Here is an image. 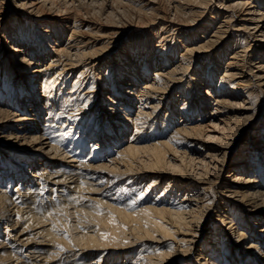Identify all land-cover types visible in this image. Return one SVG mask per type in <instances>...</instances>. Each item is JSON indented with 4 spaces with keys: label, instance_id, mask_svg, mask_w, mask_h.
Segmentation results:
<instances>
[{
    "label": "bare ground",
    "instance_id": "1",
    "mask_svg": "<svg viewBox=\"0 0 264 264\" xmlns=\"http://www.w3.org/2000/svg\"><path fill=\"white\" fill-rule=\"evenodd\" d=\"M0 264H264V0H0Z\"/></svg>",
    "mask_w": 264,
    "mask_h": 264
},
{
    "label": "rangeland",
    "instance_id": "2",
    "mask_svg": "<svg viewBox=\"0 0 264 264\" xmlns=\"http://www.w3.org/2000/svg\"><path fill=\"white\" fill-rule=\"evenodd\" d=\"M95 10H97V9H99V6L97 5V6H95ZM70 216V217H69ZM75 216V215H74ZM73 215H65V216H63V218H64V221H63V218L60 220L61 221V223L59 224V226H58V229L55 231L56 232V234H58V235H60L61 236V234L60 233H64L66 236H65V238H64V234L61 236V237H63V239L65 240V239H67L68 238V236H69V239H67V240H65V241H69L68 242V244L69 243H71V241H72V245L73 246H71L70 244V246L72 247H70L69 246V248H67V249H65L67 252L69 251V250H72V249H74V250H76V252H77V250H78V248H81L82 246H84L85 247V244H84V242L83 241H85V240H87V236L86 235H88V234H86L85 232H87V231H91L92 229H95V231H96V233L99 235V237H103L104 239H106V237L107 238H109L111 235L113 236L112 238H115L116 236L114 235V234H112V232L110 231V225H114V227L116 226V225H119L121 228V230H122V235L125 237H122L124 240H126V239H128V238H130V236H136V235H132V234H129V233H127L125 230H127V226L124 224V221H123V219H121V218H116L115 216H113V215H111L110 214V216H108L109 217V219H110V223H108V225H106V224H102V226H100V222L99 223H97V222H95V221H92V220H90V219H88V218H85L86 216H82L83 218H84V220H85V223L87 224V223H89V222H87V221H92V223H93V225H92V223L90 224V225H86V224H84L83 226H80V225H78L79 223H78V219L81 217V216H79V215H76L77 217L75 218ZM70 220H69V219ZM75 218V219H74ZM78 218V219H77ZM111 218H113L114 220H115V223H114V221L111 219ZM65 219H67V221H65ZM72 219V220H71ZM109 219H107V220H109ZM73 221V222H72ZM66 222V223H65ZM72 222V223H71ZM109 222V221H108ZM76 223V224H75ZM68 224H69V226H68ZM77 225L78 226V229L77 230H75V227L77 228V226H75V227H73V225ZM61 225V226H60ZM70 225H72V227L70 226ZM64 226V227H63ZM65 226H66V228H65ZM87 226V227H86ZM91 227V229L89 228V227ZM92 226H93V228H92ZM85 228V229H82V228ZM74 228V229H73ZM89 228V229H88ZM118 228V227H117ZM72 229L74 230L73 232H72ZM81 229V230H80ZM83 230H84V232H83ZM60 231V232H59ZM59 232V233H58ZM86 235H85V234ZM68 234V235H67ZM70 234H71V236H70ZM74 234V235H73ZM82 234H83V236H82ZM73 235V236H72ZM77 237H76V236ZM80 235V237H78ZM67 237V238H66ZM74 237H75V239H74ZM121 237L120 236H118L117 238H118V240H120L121 239ZM136 237H138V236H136ZM81 238V239H80ZM84 238V239H83ZM140 238H142V237H140ZM74 240H75V242H74ZM131 241V240H130ZM74 242V243H73ZM77 247V248H76ZM69 249V250H68ZM87 249V248H86ZM64 250V251H65ZM89 250H90V248H89ZM62 252H63V250H62ZM92 253H96V252H94V251H92ZM131 253H133V252H131ZM63 255V254H62ZM89 257V256H88ZM93 257V256H92ZM57 258H59V256L57 257ZM115 259L116 260H118L119 258L116 256L115 257ZM114 259V260H115Z\"/></svg>",
    "mask_w": 264,
    "mask_h": 264
}]
</instances>
